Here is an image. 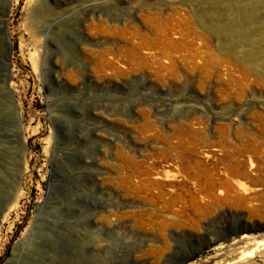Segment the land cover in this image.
<instances>
[{
    "label": "rangeland",
    "instance_id": "obj_1",
    "mask_svg": "<svg viewBox=\"0 0 264 264\" xmlns=\"http://www.w3.org/2000/svg\"><path fill=\"white\" fill-rule=\"evenodd\" d=\"M0 24V264H264V0H0Z\"/></svg>",
    "mask_w": 264,
    "mask_h": 264
},
{
    "label": "bare ground",
    "instance_id": "obj_2",
    "mask_svg": "<svg viewBox=\"0 0 264 264\" xmlns=\"http://www.w3.org/2000/svg\"><path fill=\"white\" fill-rule=\"evenodd\" d=\"M1 29H2V27H1V24H0V31H1ZM21 119H22V116L18 114L17 115V122H20ZM9 159H10L9 166L11 165L12 167L10 166V168L7 169V170L10 173L9 174V176H10L9 178H10V181H11L10 184H14L16 182V180L18 179V177L22 174V171L18 170V168L15 166V164L13 163L15 161H13V159L11 158V156L9 157ZM249 238L250 237L248 235H243L241 237L242 240H248ZM217 248L223 249L224 247L222 245H220Z\"/></svg>",
    "mask_w": 264,
    "mask_h": 264
},
{
    "label": "water",
    "instance_id": "obj_3",
    "mask_svg": "<svg viewBox=\"0 0 264 264\" xmlns=\"http://www.w3.org/2000/svg\"><path fill=\"white\" fill-rule=\"evenodd\" d=\"M230 240H231V236L224 238V239H221V240H217L216 242L208 244L207 246H205L202 251L205 252V251L212 249L214 246H216L221 241L229 242ZM186 262H187V259L182 260L181 262L174 263V264H184Z\"/></svg>",
    "mask_w": 264,
    "mask_h": 264
}]
</instances>
